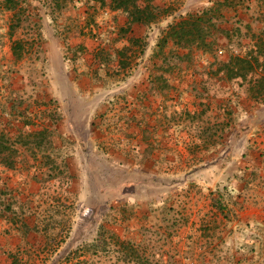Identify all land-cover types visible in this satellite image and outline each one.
I'll list each match as a JSON object with an SVG mask.
<instances>
[{
	"label": "rangeland",
	"instance_id": "rangeland-1",
	"mask_svg": "<svg viewBox=\"0 0 264 264\" xmlns=\"http://www.w3.org/2000/svg\"><path fill=\"white\" fill-rule=\"evenodd\" d=\"M99 2L0 0V264H238L226 195L188 170L264 132V0ZM78 68L108 87L65 103Z\"/></svg>",
	"mask_w": 264,
	"mask_h": 264
},
{
	"label": "crops",
	"instance_id": "crops-1",
	"mask_svg": "<svg viewBox=\"0 0 264 264\" xmlns=\"http://www.w3.org/2000/svg\"><path fill=\"white\" fill-rule=\"evenodd\" d=\"M99 1L100 0H72L71 7L76 5L78 7L76 9L85 15L86 11L90 10L91 5H95L96 7L101 5V2ZM188 1H200V3L206 2V0ZM110 9L112 8L110 7ZM117 11L118 10L112 9L113 13H118ZM140 24L141 22L133 24V29L140 28ZM80 71L81 69L78 68V71L76 72L77 76L70 80L71 85L66 92L70 93L71 96L70 98L64 99L65 103L69 100H71L72 104L79 101L85 104L90 103L92 99L96 97L94 93L97 91L103 92L108 87L104 85L103 88H100L102 87L101 84H95L93 82H91L93 84L86 86L85 84L88 83L89 80L93 81L92 77L94 76L89 73L88 70H86L85 73ZM101 89H103V91H100ZM112 89L113 88H111V90ZM57 94H60L59 90H57ZM111 99H113V95L108 98V102H110ZM256 112L260 113L254 114V119L260 118L263 120L264 117L260 116V114L264 115V108H261L260 111L257 110ZM95 113L96 112L93 111V108L90 107L85 111L86 117L81 119L86 123V126H88L87 128L90 131V134L85 137L86 144L88 145L87 150H82L77 147H74L75 150H72V153L77 158L76 160L83 158L81 156L83 154L85 157L90 156L91 154H89V152H91L92 149H97L95 142L98 139L91 134V131L94 129L96 130V127L100 124L103 125V122L104 124L107 123V120L93 116ZM102 125L100 126L101 128ZM100 127L99 129H101ZM257 128L264 130V121ZM258 131L259 130L255 132V130L250 128L248 130L249 134L245 136L242 134L239 138L232 139L233 144L231 153L233 152V157L228 166L225 165V161L230 154H223L219 159H216L211 163L201 162L194 168L188 170V173H190L188 175L189 179L199 177L202 187L204 184L209 185L210 182L209 180L207 181V178L214 177V179L211 180L213 181L210 186L211 189H216L219 193L226 195L229 205L228 210H231V221H229L231 238L240 254H244L243 259H238V264H264V132L257 133ZM103 139L107 142L110 138H107V136L101 137L99 138V141L101 140L102 143ZM139 149L140 147L129 152L126 150V152L121 151V153L119 152L117 154L112 153L111 156L120 158L135 157V160L129 159L126 163H128L129 166L134 167L144 166L145 163L142 161V158L150 155V153L144 148L141 150ZM152 156L153 158L156 157L155 154H152ZM79 162H81L80 159L78 160V165ZM89 165L94 166L91 163H88V165L85 164L84 166L88 167ZM83 168L80 170L81 173L83 172ZM227 177H230V179L227 180ZM185 183L188 184V182ZM219 196L220 194H218V197ZM139 198L141 197H138V199ZM140 203H142V201L137 202V204ZM154 207L155 206H153V208ZM5 245H3L5 248L13 246L12 244Z\"/></svg>",
	"mask_w": 264,
	"mask_h": 264
},
{
	"label": "trees",
	"instance_id": "trees-1",
	"mask_svg": "<svg viewBox=\"0 0 264 264\" xmlns=\"http://www.w3.org/2000/svg\"><path fill=\"white\" fill-rule=\"evenodd\" d=\"M129 1H131V0H112V3L114 4L113 5L114 9L124 7V9L127 10L126 7H127V4ZM142 12L143 11L139 10V8H136V10L132 13L133 18H134L133 20L134 21H141L142 17H140V16L142 15ZM184 21H186V20H182L181 23H183Z\"/></svg>",
	"mask_w": 264,
	"mask_h": 264
}]
</instances>
